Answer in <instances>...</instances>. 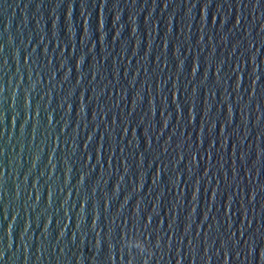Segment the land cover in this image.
<instances>
[{"label":"water","instance_id":"water-1","mask_svg":"<svg viewBox=\"0 0 264 264\" xmlns=\"http://www.w3.org/2000/svg\"><path fill=\"white\" fill-rule=\"evenodd\" d=\"M0 264H264V0H0Z\"/></svg>","mask_w":264,"mask_h":264}]
</instances>
